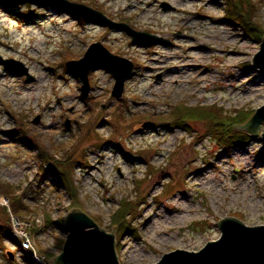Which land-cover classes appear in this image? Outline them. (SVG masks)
Returning a JSON list of instances; mask_svg holds the SVG:
<instances>
[{
  "label": "rangeland",
  "instance_id": "1",
  "mask_svg": "<svg viewBox=\"0 0 264 264\" xmlns=\"http://www.w3.org/2000/svg\"><path fill=\"white\" fill-rule=\"evenodd\" d=\"M69 1L167 42L141 46L62 9L0 1V54L33 76L29 82L0 64V225L12 233L0 234V264H36L19 248L21 232L50 264L64 250L65 220L76 210L115 235L121 264H152L176 248L198 251L221 236L223 218L264 224V123L258 135L236 127L264 105L254 65L264 0H252L257 31L231 16L228 0ZM243 9L248 14L250 6ZM13 10L39 18L21 23ZM227 40L233 44L224 47ZM98 42L135 64L119 98L109 71L90 72L84 98L81 80L67 69ZM241 44L245 55L232 53ZM190 62L209 73H188ZM190 110L213 112L233 129L224 121L214 130L213 119L188 118ZM46 154L71 162L73 189L51 172ZM4 185L12 191L2 193ZM125 205L131 212L121 231L115 216ZM172 207L185 214L170 218ZM13 220L23 226L15 229Z\"/></svg>",
  "mask_w": 264,
  "mask_h": 264
},
{
  "label": "water",
  "instance_id": "2",
  "mask_svg": "<svg viewBox=\"0 0 264 264\" xmlns=\"http://www.w3.org/2000/svg\"><path fill=\"white\" fill-rule=\"evenodd\" d=\"M10 6L32 4L41 7L62 9L74 14L86 22L107 26L113 30L128 33L133 42L141 46H152L167 41L159 36L133 29L126 23L116 22L102 12L69 0H0ZM0 64L6 71L27 76L33 81L24 63L15 59H5L0 54ZM254 65L264 79V40ZM68 71L79 78L83 84L82 94L87 98L90 92L89 74L91 71L107 70L116 79L113 95L121 97L125 83L135 70L130 60L114 55L102 43L91 45L86 55L78 61L66 64ZM264 123V105L246 125H236L241 130L258 135ZM264 143V133L262 134ZM68 238L62 254L50 264H121L114 234L103 230L88 214L76 210L70 211L65 220ZM221 236L207 241L198 251L176 248L164 252L161 258L152 264H264V224L248 226L237 218H223L220 223ZM14 258V254L11 253Z\"/></svg>",
  "mask_w": 264,
  "mask_h": 264
},
{
  "label": "trees",
  "instance_id": "3",
  "mask_svg": "<svg viewBox=\"0 0 264 264\" xmlns=\"http://www.w3.org/2000/svg\"><path fill=\"white\" fill-rule=\"evenodd\" d=\"M228 1L232 5V9L230 12L231 16L234 17L239 22L241 20V22L244 25L245 30L257 31L259 28V25L255 22H253V19H252L253 18V12L255 9V4L252 2V0H228ZM245 5L250 6V11L248 14L243 13L244 12L243 7ZM12 12H13L14 16H16L21 23H27L28 24V23L36 20L37 18H39L38 15H36L35 17H32L31 11L26 12L23 10L22 11L13 10ZM187 116H188V118H192L194 116H197L198 118L211 119V120L213 119L215 122V124H214L215 129L213 128L214 130H216V128L220 127V124L222 125L224 123V121H228L224 118H220L219 116L214 115L213 112L204 111V110L203 111L202 110H200V111L190 110V111H188ZM235 121L237 122L238 120L236 119ZM229 125L233 129L234 122L232 123L230 121ZM232 132L235 133L234 130ZM236 134H238V133H236ZM228 135L229 136H227L226 134L223 135L224 136L223 139H225L226 142H229V140H232L231 138H233V136H230V134H228ZM45 156H47V157H45ZM45 156H44V160L50 164L49 167H50L51 172H53V174L57 178H59L60 180L69 182L70 174H71V170H72L71 162H69L67 160L66 161H58L55 158H50L47 154ZM4 186H5L6 191L3 190L2 193H6L10 189L12 191V186H10V185H4ZM69 188H70V190L73 189V184L71 182H69ZM0 193H1V191H0ZM128 208H129V205H125V207L120 208L119 211L117 212L116 216H115L116 224L121 231L124 230V228L126 226V222H127V216L131 212L130 210H128ZM8 220H9V218H8ZM8 225H9V223H8ZM0 229H1V231H3V232H0V234L3 233V237H7V238L12 237L10 226L0 225Z\"/></svg>",
  "mask_w": 264,
  "mask_h": 264
},
{
  "label": "bare ground",
  "instance_id": "4",
  "mask_svg": "<svg viewBox=\"0 0 264 264\" xmlns=\"http://www.w3.org/2000/svg\"><path fill=\"white\" fill-rule=\"evenodd\" d=\"M232 44H233L232 41L227 40L226 41V44H225L226 46L224 45V47H228V46H230ZM235 45H237V43ZM245 45L246 44H241L238 47H234L232 53H234V54L239 53V54L245 55L244 52H242L243 49L245 48ZM203 51H205V52L201 56H203L204 59H206L208 57V55L211 54V52H214V53L217 52V50H216L215 47L209 48V49L208 48H205ZM235 51H239V52H235ZM221 52H224V51L222 50ZM187 60H186V62H187ZM201 62H203V61H201ZM206 66L207 65L206 64L204 65L203 63H193V62L191 63L190 62L188 64V67L190 68L189 71H188V73H193L196 76L197 74H199V73H201L203 71V74L204 75H207L209 73V70H207ZM174 73L175 74H180L178 72H174ZM204 78H205V76H204ZM253 94H254V92H253ZM200 175L202 176L203 174H200ZM178 213L185 214L184 211L176 210L173 207L169 210V216H170V218H174L176 216V214H178Z\"/></svg>",
  "mask_w": 264,
  "mask_h": 264
},
{
  "label": "built area",
  "instance_id": "5",
  "mask_svg": "<svg viewBox=\"0 0 264 264\" xmlns=\"http://www.w3.org/2000/svg\"><path fill=\"white\" fill-rule=\"evenodd\" d=\"M12 223L15 229L23 226L17 220H13ZM14 237L16 238V236ZM19 243L23 252L29 255L31 259L36 262V264H49L47 258L36 251L31 239L28 235H24V232L19 233Z\"/></svg>",
  "mask_w": 264,
  "mask_h": 264
}]
</instances>
